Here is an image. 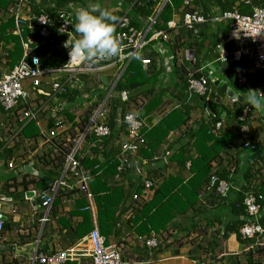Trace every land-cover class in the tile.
Wrapping results in <instances>:
<instances>
[{
  "label": "built area",
  "instance_id": "built-area-1",
  "mask_svg": "<svg viewBox=\"0 0 264 264\" xmlns=\"http://www.w3.org/2000/svg\"><path fill=\"white\" fill-rule=\"evenodd\" d=\"M29 1L15 0L10 10V14L15 21L16 34L21 41L23 56L18 65L0 79V105L8 120L4 126L5 135L3 136L6 148L16 147L23 139L24 129L34 124L37 138L35 142L32 140L27 142V150L31 159L27 160L30 163L25 161L24 165L32 166L35 163L33 160L36 151H32V145H35L42 152L39 155L40 157H37L38 160L47 164V160L43 155L45 153L50 154L55 160L51 164V168H57L58 166L59 169L58 179L50 183L39 195L41 207L43 208V215L39 220L40 230H43L46 224L49 223L54 201L60 195L62 189L77 191L84 195L89 201V205L85 210L94 209V195L90 191L91 176L82 162L85 159L96 158L97 147L104 144L105 140L110 139L116 132H125L121 142L118 143L120 149L118 171L121 173L125 169H131V172L133 171L135 176L140 178L143 189L140 194L133 196V201L145 202L156 188V181L147 177L146 167H156L158 162L169 164L172 152L169 150L161 151L160 154L153 156L151 159L143 156V151L147 149V142L142 135L145 122L138 116V113L142 110V104L138 103L134 106L131 100L129 101L127 92H123L121 98L125 104L124 107L118 108L117 117L114 120L111 118L112 104L116 86L130 64L134 61H141L143 66H148L152 63L151 59H142V56L150 50L153 42L161 40L173 43L172 32L179 27L174 20L167 23L168 30H158L157 28L164 7L172 5V0H148L150 3L156 2L157 5L153 9V15L146 21H140L139 26L134 24L132 14L133 6L140 3L139 0H135L132 6L123 7L115 31V35L121 42L120 55L96 62L74 60L71 64H68L69 49L65 47V44L70 47L74 38H76L72 26L75 19L72 11H59L57 29L61 52L59 60L64 57L65 63L57 67L46 68L38 49L47 45V39L51 37L50 26L52 21L46 13L35 17L24 15ZM242 1L249 4L251 0ZM178 13L182 17L181 27L193 37H199L202 27L208 23L226 22L228 25L227 36L218 46V49L222 51V61L239 62L243 57H248L251 59L254 70H264L263 7L253 8L251 15L241 14L239 9L234 7L222 14L207 16L204 15L201 8L195 5V0H186L182 10ZM176 15L178 14H175L174 17ZM33 21L35 26L32 25ZM27 26L34 30L38 28L39 40H36L33 36H29L27 40L25 39L24 30ZM177 42L175 41V43ZM224 47L232 50L231 56L225 52ZM171 59L175 60V56L172 55ZM206 67L204 66L187 75L190 96L197 95L205 99V115L210 117L212 114H222L214 111V103L229 109L242 104L237 96L228 97L225 101L226 98H223L225 96H222L219 87L218 90L212 92L206 75H203ZM110 69H115L116 76L111 85L109 80L108 88H110V91L105 98H94L90 102L91 97L88 93L82 96L83 82L86 77L106 73ZM48 77H50V80H48ZM25 83H27V87L24 86ZM238 84L242 86L244 81L239 79ZM75 93L76 95H74ZM245 110L248 115L253 112L250 105H247ZM224 123L222 120L217 122L215 126L216 135L223 131L225 128ZM239 132L246 139L243 147L245 149L249 148L251 145L249 139L251 128L248 125H243L240 127ZM235 148L232 150L235 151ZM190 165V162L187 163L188 170ZM7 167L9 170L17 168L13 158L7 163ZM261 167L260 163L256 164V169ZM261 172L263 173V171ZM236 174V165H231L229 168L230 179H222L215 174L211 175L202 188L204 189L201 193L202 204L212 208L216 206L213 202H221L227 199L232 192H240L241 188L235 185ZM260 182V174L256 173L249 187L258 189ZM243 205L248 220L240 228V239L243 243L253 242L252 246L246 248V252L255 249L264 250V225L262 224L264 195L254 191L245 192ZM3 228L4 223L0 220V232L3 231ZM138 239L143 240L144 244L152 251L159 248V237L155 234L147 239L141 237H138ZM85 241L88 245L91 264H127L120 250L107 245V239L97 228L88 233ZM39 244L40 238L36 241L37 247ZM80 254L81 251L78 246L49 254L38 253V250H36L31 257V261L33 264H69L76 261Z\"/></svg>",
  "mask_w": 264,
  "mask_h": 264
},
{
  "label": "crops",
  "instance_id": "crops-1",
  "mask_svg": "<svg viewBox=\"0 0 264 264\" xmlns=\"http://www.w3.org/2000/svg\"><path fill=\"white\" fill-rule=\"evenodd\" d=\"M14 1L0 0V79L9 74L18 65L23 56L21 41L16 34L15 21L10 14ZM93 2H97V0H30L26 11H24V15L35 17L37 12H43L50 8L51 5L57 4L60 8H63L62 10L74 12L78 8V5L83 7ZM98 2L101 3L102 7L114 10V14L118 17L121 16L123 7L127 6V3L123 2V0H98ZM181 19L180 15L179 19L177 15L173 18L179 27L176 31L172 32V40L173 43L175 41L178 42L175 44L161 40L153 42L150 50L142 56V59H151L152 63L148 66H143L141 61H139L149 79H154L156 74H160L158 84H156L157 87L165 86L169 88L166 86L169 84L170 88H172L175 84L180 83L182 77H185L187 80L188 73L199 70V64L205 63L207 53L210 50L209 47L213 49L214 46L225 40L227 36L228 25L226 22L206 24L202 27L200 35L206 40L205 44L207 48L202 50L200 45L195 43L188 32L181 27ZM32 25L35 26L34 21ZM34 32V29H30L27 26L24 33L26 35L24 36H33ZM35 35L37 36V34ZM46 47L38 49L41 57L45 54L43 60L55 59L52 55L46 54ZM189 51L194 52L192 59L187 57V52ZM172 55H176L178 59L172 60ZM215 60V58H211L206 64ZM244 63H247V67L243 71L242 65ZM231 68L233 70L231 71V77L234 82L228 84L224 81L228 88L233 89L239 95L235 90L237 85H239L236 84V80L237 82L239 79L244 82L246 81L239 75L241 72L252 77L251 82L246 81L248 85L252 86V89L249 88V91L253 90L257 92V97L260 96V93H264V72H256L252 67L250 58L247 57L242 63L236 64V66L232 65ZM236 70L238 71L236 72ZM213 72L214 78L220 79L216 75L218 70L214 68ZM92 76L86 77L83 82V89H86V93L88 94L90 90H93V85L96 83L95 75L94 77ZM106 76L110 80L111 85L116 76L115 69H110V75ZM79 95L81 96V94ZM132 95V99H137V101H132L131 99V103L134 106L138 103L145 105V102H149V98L144 97L140 91L137 94L132 93ZM114 96L117 97L118 93H115ZM222 96H225V101H227L228 96L223 94ZM170 97L173 98L172 95L164 94V104L167 101L170 103ZM243 97L247 102L248 93ZM191 105L195 107L196 103L192 101ZM196 108L192 113L189 123H200L197 120L203 119L205 116L201 108H198V106ZM217 111L223 113L222 118L226 117V113L221 108ZM159 118V115H155L151 121L144 120V122L148 127H151ZM226 120L229 122L232 130H236L235 127L238 126L237 122L229 117ZM7 121V117L0 105V219L4 223L3 231L0 232V264H33L31 257L36 250H38V253L49 254L75 246H78L81 254L76 261H72L70 264H91L85 237L94 228H97L107 239V245L120 250L127 264H264V250L255 249L246 252V248L253 245L252 241L243 243L238 239L236 234H230L227 239L224 237V228L233 221L229 205L218 206L216 212L210 211L212 214L203 212L205 214L194 217L196 213L191 211L185 218H176L168 226L166 233L162 234L164 238L160 239L162 241L161 248L158 251H152L144 244L143 240L137 238L138 236L135 233L129 211H123L120 215V212L128 208L132 203L130 200L120 206L116 215L117 221L114 224V228L108 230L102 228L99 224L96 202L93 210H85L89 205V201L84 195L62 189L61 199L55 205L53 212H51L52 215L50 214L49 223L46 224L43 230H40L39 219L43 215V208L41 207L39 195L50 183L58 179L59 174L53 171L54 169L51 168V165L48 166L38 160L37 157L42 152L39 148H35L34 145H32V149L36 151L34 152L35 156L33 160L35 163L32 166L24 165L25 161L26 163H30L27 160L31 159L27 150V142L28 140L35 142L37 134L35 139L23 137L16 147L6 148L3 136L5 135L4 126L7 124ZM245 125L251 128L249 139L252 145H255L256 149H264V112H258L253 108V112L248 115ZM175 137L172 134L160 150H170L172 153H175L177 149L173 145ZM115 146L118 147V143ZM230 155H232V152H230ZM229 157L228 153L221 155L220 159L216 162V166L219 165L218 169L227 167ZM12 158L17 166L15 170H9L7 167V163ZM246 163L247 160H245L244 166H241V170L237 171L235 177V185L241 189L244 185L248 186L244 183L246 178L244 176ZM161 165L163 163H159L156 167H146L147 177L156 181L155 189L163 184L164 179L169 174L177 173L175 164H171L167 172H163L164 169H162L163 167L161 168ZM231 165H229V168ZM130 176H133L138 183L141 182L140 178H137L133 171L130 172ZM140 184L141 189H143L142 183ZM116 185L118 184H115L114 180H109L108 186L111 189H114ZM126 185L128 183H125L124 189H128ZM97 186L94 184L90 185V189H95ZM154 193L155 191L148 196L145 203L151 201ZM227 199L229 203H232L235 200V192H232ZM82 203L86 204L85 206L83 205V208H81ZM213 203L216 206L219 204V202ZM84 213H88L91 217L90 226L85 222ZM184 220H189L188 227L185 228L184 234H180L175 230L174 226ZM39 238L40 244L37 247L36 241Z\"/></svg>",
  "mask_w": 264,
  "mask_h": 264
},
{
  "label": "trees",
  "instance_id": "trees-1",
  "mask_svg": "<svg viewBox=\"0 0 264 264\" xmlns=\"http://www.w3.org/2000/svg\"><path fill=\"white\" fill-rule=\"evenodd\" d=\"M134 1L135 0H123L128 6H132ZM185 1L186 0H172V5H166L164 7L157 24L158 30H168L166 27L167 23L173 20L174 15L177 11L182 9ZM139 2L140 3L135 4L132 8L134 24L136 26L140 25V21H146L151 17L153 15V9L157 5L156 2L150 3L148 0H139ZM195 3L196 6L202 9L204 15L207 16L222 14L232 10L234 7H237L240 13L244 15H251L255 7L264 8V0H251L249 4H246L242 0H195ZM62 9L63 8H60L57 4L51 5L50 8L43 12L39 11L36 13V16L46 13L50 16L52 21V25L50 26L51 37L47 39L48 43L46 46L48 48L46 47V54L52 55L55 59L43 60L44 54L42 62L45 68L57 67L65 63L64 57L60 60L58 59V56L61 54L60 39L57 36L58 13ZM34 31V35L37 34V36H33L39 40L38 28ZM190 37L193 38L192 40L195 43L200 45L202 50L207 48L205 44L206 40L202 38L201 35H199V37L190 35ZM219 44L214 46L213 49L209 47L210 50L207 53L205 63H198L200 69L204 66H210L209 68L206 67V71L203 72V75H206L212 92H215L218 88L211 79V76L214 77V68L218 70L216 73V75L220 77V79H217L218 81H225L228 84H232L234 82L231 77V71H233L231 68L232 65L236 66V64L242 63L244 59L247 58L243 57L239 62H223L221 58L222 51L218 49ZM224 50L231 56L232 50H228V47H224ZM174 56L175 60L178 59L176 55ZM211 58H215L216 60L206 64ZM246 67L247 63H244L242 65V70L244 71ZM237 71L238 70H236V72ZM256 72H264V70ZM239 75L248 82L252 81V77L250 76L241 72ZM159 76L160 74H156L154 79H149L141 64H139V61L131 63L116 86L115 93H118V96L113 97L111 118L112 120L116 119L118 108L124 107V101L121 98L123 92H127L129 101L133 97L132 93L137 94L139 91L144 97L149 98L148 103L142 101L145 102V105L142 104V110L138 113V116L142 120L149 121H151L152 117L155 115H159L160 118L151 127H148L145 123L142 129V135L146 138L147 142V149L143 151V156L147 159H151L153 156L160 154V149L163 148L167 139L173 134L176 136L175 142L173 143V145L177 147L176 152L172 153L169 164H163L161 168L163 167V172H167L170 168L169 166L175 164L177 173L169 174L168 177L164 179L163 184L155 189L154 197L151 201L146 203L134 202L133 196L142 192L140 187L141 184L138 183L133 176H130L131 169H125L121 173L118 171V166L120 164L118 160L120 149L115 145L121 142L125 132H116L110 139L105 140L104 144L97 147V151L95 152L96 158L85 159L82 162L84 167L89 170L91 176L90 185L92 186L94 184L97 186L98 184L95 189H90V191L93 193L97 204L99 224L102 228L108 230L114 228V224L117 221L116 215L120 206L130 200L132 203L128 208L122 210L120 215L123 211H129L131 216L130 219L133 221L137 236L147 238L152 233H155L161 237L162 234L166 233L168 226L178 217L185 218L191 211L196 213L194 217L205 213L212 214L210 211L213 213L216 212L218 206L229 205L233 221L224 228V237L227 239L230 234H236L241 241L240 228L248 220L243 205L244 193L254 191L264 195V149H256L255 145H252V143L249 148L245 149L243 146L246 139L239 132L240 127L247 123L248 113H246L243 104H239L233 109H228L223 105L214 103V111L217 113V107L219 109L221 108L226 113V117L222 118L223 113L212 114L210 117H207L205 115V99L197 95L190 96L188 92V80H186L185 77H182L180 83L175 84L172 88H159L156 86ZM246 81L242 86L237 85L235 89L241 96H244L249 91ZM236 84H238L237 80ZM164 94L172 95L173 98L170 97L171 100L177 101L171 110L165 111L162 109L169 104V101L164 104ZM132 101H137V99L133 98ZM192 101L196 103L195 107L191 105ZM197 106L201 108L205 116L203 119L197 120L200 123H189L192 118V113L197 109ZM228 117L237 122L238 127H236V130H232L229 122L226 120ZM221 120L225 122V128L220 134L216 135L215 126L217 122ZM24 131L23 137H28L30 139L36 138L37 133L34 124L29 125L28 128L26 127ZM34 147L36 148L35 145ZM233 148H235V151L232 150ZM230 152H232V155H230ZM223 153H228L230 159L227 160V167L218 169L219 165L216 166V162ZM43 157L46 158L48 166L55 162L50 154L47 155V153H45ZM245 160H247L246 169L244 170V176L246 178L245 182H242L246 183L248 186L251 185L250 182L254 180V175L259 173L261 178L259 188L251 189L244 185L240 192H235V200L232 201V203H229L228 199H224L215 207L208 208L204 206L201 200V193L202 190H204L202 188L205 186L210 176L215 174L222 179H230L229 165H233V162H235L234 165H237V172L239 169L241 170V166H244ZM189 162L191 165L188 170L187 163ZM258 163L262 165L260 169H256V164ZM53 169L55 173L58 172L59 174L58 166ZM260 170L263 171V173ZM110 179L114 180L115 184H118L114 189L108 186ZM126 181L128 182V185H126L128 189H124ZM61 195L62 192L54 201L51 212H53L55 205H57L61 199ZM83 205L85 206L86 204L82 203L81 208L84 207ZM83 215L86 224L90 226L91 223L89 224V222L91 221V217L88 213H84ZM262 224L264 225V216ZM159 249L160 247L158 250Z\"/></svg>",
  "mask_w": 264,
  "mask_h": 264
},
{
  "label": "clouds",
  "instance_id": "clouds-1",
  "mask_svg": "<svg viewBox=\"0 0 264 264\" xmlns=\"http://www.w3.org/2000/svg\"><path fill=\"white\" fill-rule=\"evenodd\" d=\"M72 15L75 19L72 26L76 38L70 47L65 44V47L69 49L68 64L74 60L81 62L103 61L120 55L121 42L115 35L119 17L114 14V10L102 7L97 0V2L75 9ZM247 104L258 112H264V93H260V96L257 97V92L249 91ZM156 236L158 235L156 234ZM158 237L161 248L162 241L160 239L164 237Z\"/></svg>",
  "mask_w": 264,
  "mask_h": 264
},
{
  "label": "rangeland",
  "instance_id": "rangeland-1",
  "mask_svg": "<svg viewBox=\"0 0 264 264\" xmlns=\"http://www.w3.org/2000/svg\"><path fill=\"white\" fill-rule=\"evenodd\" d=\"M79 7H81V5H78V8ZM176 14H178L177 16H178V19H179V13H178V11L176 12ZM24 35H26V34H24ZM27 38L28 37H25L26 40H27ZM59 58H60V55L58 56V59ZM108 74L110 75V71L107 72V73H105V74L104 73H100V74L95 75L96 83L93 85V90H90L89 91V95L91 97V99L89 100L90 102L94 98H97V99H98V97L100 99L105 98L106 95H107V93L110 91V88H108L109 79L106 76ZM92 77H94V75ZM48 80H50V77H48ZM93 83H94V81H93ZM24 86L27 87V83H25ZM166 86L171 87L169 84H167ZM159 88H166V87L165 86H159ZM81 93H82V96L85 95L86 89H82V92ZM176 103H177L176 100L175 101L174 100H171L170 103L167 105V107L163 108V110H165V111L171 110V108L174 107V105ZM188 221L187 220H184L182 222H178V224L176 226H174L175 230L178 231V233H180V234H184L185 228L188 227Z\"/></svg>",
  "mask_w": 264,
  "mask_h": 264
},
{
  "label": "water",
  "instance_id": "water-1",
  "mask_svg": "<svg viewBox=\"0 0 264 264\" xmlns=\"http://www.w3.org/2000/svg\"><path fill=\"white\" fill-rule=\"evenodd\" d=\"M187 56H188L189 59H192L193 56H194V52L193 51L187 52ZM211 79L213 80L215 86H218L220 88V91H221L222 94L227 95L228 97L237 96L238 99H239V101L243 104V107H246L247 106L246 99L243 96L238 95L237 93H235V91L233 89L228 88L227 85L224 82H219L213 76H211ZM248 87L252 89V86L248 85Z\"/></svg>",
  "mask_w": 264,
  "mask_h": 264
}]
</instances>
